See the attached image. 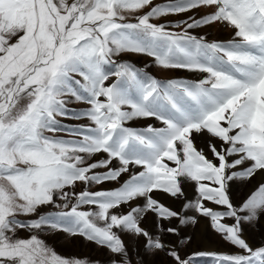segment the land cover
Wrapping results in <instances>:
<instances>
[{"label": "snow or ice", "instance_id": "snow-or-ice-1", "mask_svg": "<svg viewBox=\"0 0 264 264\" xmlns=\"http://www.w3.org/2000/svg\"><path fill=\"white\" fill-rule=\"evenodd\" d=\"M262 222L264 0H0V264H264Z\"/></svg>", "mask_w": 264, "mask_h": 264}, {"label": "rangeland", "instance_id": "rangeland-1", "mask_svg": "<svg viewBox=\"0 0 264 264\" xmlns=\"http://www.w3.org/2000/svg\"><path fill=\"white\" fill-rule=\"evenodd\" d=\"M169 19H176V18L170 17ZM210 32L211 35L209 36V39L227 40L229 38V31L223 29L219 25L213 26L210 29ZM127 58L132 61L139 62V65L141 66L148 60V58L139 57V56H129ZM151 71L152 74L155 75L157 78H163L169 75L180 76V77L189 75L183 72L166 73L156 69L155 67H153ZM138 123H144V122L140 121ZM241 194H242V190L240 188L234 189L235 200H239ZM189 195H192L191 190H189ZM184 231H186L187 234L193 236L194 242L190 250H194V249L211 250V249H221L227 247V245L222 244L219 237L214 234V232L210 229V227L207 225V222L205 220H201L200 223L195 228L190 227ZM248 238L254 244L260 243L261 239H264V222H262V224L256 229L250 230ZM48 239L50 241L55 240V244H54L55 248L59 253L65 256H78V257L87 256L93 259L98 258L99 250L94 245L86 244L82 239L67 240L62 237L61 238L49 237ZM148 259L150 264H160V262L164 260V257L163 256H158L156 258L149 257ZM201 264H205V261H202Z\"/></svg>", "mask_w": 264, "mask_h": 264}, {"label": "bare ground", "instance_id": "bare-ground-1", "mask_svg": "<svg viewBox=\"0 0 264 264\" xmlns=\"http://www.w3.org/2000/svg\"><path fill=\"white\" fill-rule=\"evenodd\" d=\"M199 236V235H198ZM201 237V236H200ZM203 240V239H202Z\"/></svg>", "mask_w": 264, "mask_h": 264}]
</instances>
